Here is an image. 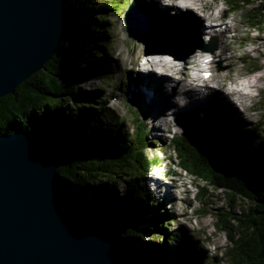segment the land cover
I'll return each instance as SVG.
<instances>
[{"label": "trees", "instance_id": "trees-1", "mask_svg": "<svg viewBox=\"0 0 264 264\" xmlns=\"http://www.w3.org/2000/svg\"><path fill=\"white\" fill-rule=\"evenodd\" d=\"M253 1L256 0H228V7L239 10ZM86 4H89L88 11L85 9ZM69 5L70 35L65 37L60 51L44 66L45 71H39L43 86H35L30 78L18 86L15 94L0 99V134L38 128L62 144L65 154L57 172L60 192L66 196L79 218L116 238L121 235L128 238L119 249L129 263L201 264L200 255H194L192 244L184 243L186 233L182 231L175 234L180 241H177L172 253H166L157 261L143 259V251L147 246L143 245L142 238L148 237L152 231H164L167 213L161 212L157 205L134 209L129 206L134 216L128 218V212L120 211L118 204L126 198L122 195L118 201L114 197L113 186L102 182L106 177L130 171L138 186L137 181L144 180L157 168L161 158L160 154H147L152 142L148 138L146 125L140 122L139 117L136 118L135 136L123 135L113 139L109 133L111 131L99 130L97 127L103 128L101 124L108 115V109L105 106L93 107L92 99L97 97H92L94 93H81L80 82L74 81L75 74L76 77L85 74L84 78H88V72L81 70L85 62H91L99 73L106 72V66L101 61L106 54V35L104 32L96 33L93 28L105 25L104 19L116 3L113 0H69ZM97 10L100 14L93 16ZM87 17H90L89 22L84 21ZM256 21L264 29V14ZM87 47L92 50L91 53L86 52ZM52 68L49 75L47 69ZM65 96L66 103L63 99ZM69 101L74 106L68 105ZM120 124L121 121L116 127ZM192 126L187 125L182 134L171 140L180 166L195 178L204 180L207 185L250 203L243 216L234 217L239 221V236L229 233L233 246L228 254L233 264H264V158L254 156L248 162L254 167L249 171L243 167L241 171L239 158L225 153L217 144L215 134L218 132L212 124L196 117V129L193 130ZM258 131L239 130L236 134L244 139H254L256 144L258 138L264 141V135L260 136ZM236 145L234 153L242 152L243 147ZM160 217L163 218L160 220ZM227 222L221 220L218 225L228 228ZM160 235L152 234L148 243L157 244L155 240ZM160 239L163 240H160L162 248L167 250L165 245L172 241L170 234L165 232Z\"/></svg>", "mask_w": 264, "mask_h": 264}, {"label": "rangeland", "instance_id": "rangeland-1", "mask_svg": "<svg viewBox=\"0 0 264 264\" xmlns=\"http://www.w3.org/2000/svg\"><path fill=\"white\" fill-rule=\"evenodd\" d=\"M113 1L116 3V6L108 12L107 17L104 19L106 22L105 25L102 28H93L94 31H97L96 33L104 32L106 35L104 41L106 54L102 58L106 66V72L99 73L91 62L83 61L85 63H83L84 65L81 70L88 72V78H84L85 74L78 77H76L75 74L74 81L80 82L79 89L81 93H94L92 97H97L96 99H92L93 107L105 106L108 109V115L104 117L103 123L101 124L103 130L97 127L99 130L102 132L111 131L109 133H111L113 139L123 135L126 137L135 136L136 117L140 116V121L146 124L147 133L149 135L148 138L152 142L151 147L147 149V154L149 156L160 154L161 161L157 165L158 168H154V170L146 176L145 181H137L138 186L135 185L136 180L132 179L130 171H124L123 173L112 175V177H106L102 182L109 187L113 186L114 197L118 199L123 195L126 198L122 202L118 199V204L120 211L128 212V218L134 216L133 212H130V210L139 206L145 208L151 207V205L153 207L157 205L161 212L167 213V216L164 218L165 230L157 232L152 231L148 233V237L145 236V238H142L143 245L147 246V249L145 248L143 251L145 253L142 256L143 259L157 261L165 256L166 253H172L175 249V244H177V241H180L175 234L182 231L186 233V240H183L184 243L192 244L191 248L193 249L194 255H200L201 264H233L228 254V251L233 246L229 233L231 232V234L236 237L239 236L237 229L239 221L234 217L243 216L247 209L246 206L250 203L246 202L241 197L226 193L222 189H216L207 185L204 180L195 178L180 166L178 156L171 146V140L175 135L183 133L185 127L182 122L178 124L171 122L170 125L165 128H162V126L160 127V125L154 126V115H150V113L144 114L142 112L143 109H141L139 105L129 103L126 98V92L128 90L130 91L135 83L136 85L138 84V88H140V84H145L138 80L137 72L139 69H143L141 64L145 61V53L149 52L150 54H154L155 52H160V56H151L158 58L165 57L167 59L166 56H163V54H166L165 52H167V50L176 51L173 45L174 42L171 41V38L167 41H159V39L156 38L153 40L151 46L148 47L144 43L129 36L125 22V13L130 3L136 2L151 13L159 14L166 19L176 21L187 18L195 24H198L201 41L195 42L196 47L198 44H201L204 39V26L202 24V21L204 22V19L202 20L203 12L197 9H195L196 11L186 9L178 10L176 6H174V8L170 6L164 10H160V4L157 2V5L155 4V6H153L152 0ZM200 1L206 3V5L208 4V10L213 13L212 21H217L219 15H221L223 11V13H226L225 15L228 16L226 21H224L225 23L235 18V21L239 25L237 31L227 33V38L234 48L235 55L230 56L228 60H223V66H221V68L220 66H218L219 68L216 66L217 71H222L217 77L218 79H216L219 80V84L221 83L220 86L222 85L223 87H221L226 90L228 94V89H226L223 83L231 80V77L235 74L239 73L241 78L247 79L254 75L262 77L261 81H259L261 87L254 90V106L251 109L245 111L242 105H236L234 102L230 101L229 98H233L231 95H229V98H226L217 90V92L214 93V99H212L211 102L206 101V103L208 102L207 108L205 109L206 115H204L202 110H199L195 114L215 127L216 132H218L215 134L217 144L225 153L239 158L238 166L240 170L242 171L243 167H245L244 170L249 171L254 166L252 163L248 162H250L254 156L264 158V141L258 138L259 140L254 144V139H244L236 134V132L247 129H251L254 132L258 129L264 130V29H262V26L256 21L257 19H255L256 17L260 18L262 14H264V0L261 2L256 1V4L249 5L240 11H230L229 13L227 12V0ZM258 4L262 5L258 6ZM88 5L89 4H86L85 8L87 11L89 10ZM174 10L177 12L174 13ZM93 13V16L100 14L99 10ZM86 20L89 22L90 17H87L84 21ZM91 27H93V25ZM231 35L234 37L231 38ZM218 46H220L219 41ZM86 50L87 53L92 52L88 47ZM121 50L123 53L118 54ZM186 50L187 48L180 50L178 54L183 55ZM175 57L179 59V66L175 69L177 70L176 72H179L180 66H183L186 62L187 66L190 65L189 67L195 65L190 63L193 61L190 58L184 61L179 56ZM90 59L93 60L92 57ZM230 66H232L231 69L228 70L227 75H224V69ZM44 68L42 70H44ZM47 71L46 72L50 75L53 68L51 70L47 69ZM124 71L128 72L125 77H123ZM180 71L187 72V76L192 74V71H188V69L187 71L186 69ZM38 73L35 74L37 76L33 75L30 81L32 84H35V86H43L39 78L41 75H38ZM171 74L175 77L180 76V73L171 72ZM254 78L255 77H253L252 80L255 81ZM214 85H217L215 81ZM139 91L140 90H138V93H140ZM80 95L83 96L82 94ZM66 98L67 96L63 98L65 103ZM52 102L55 101L53 100ZM68 105L74 106V103L69 101ZM167 113L165 112V117L167 116L166 118L168 119ZM242 114H245L248 119L245 120L241 116ZM119 121H121V124L116 127ZM195 127V124H193V130ZM113 130H117V132H113ZM88 135H91V133ZM236 144L242 146L243 151L235 154ZM85 149L89 148H83V150ZM150 177H159L161 179L160 182L159 179H157L153 184H150ZM146 181H148V183ZM102 182H99V184ZM134 185L135 188L133 187ZM152 186H158L161 191L164 189H172L175 191L176 196H169L168 199L162 198L160 192L156 193L155 190H151ZM129 206H131L130 210L128 209ZM161 218L163 217L159 219L161 220ZM221 220L228 221V228L218 225ZM165 232L169 233L172 238V241H168L167 245H165L167 250L163 249V244L160 243V236L164 235ZM154 233L161 234L158 240H155L157 244H149L148 241H150L151 235ZM127 239L128 238L123 235L116 238L119 248H121V245L123 247ZM162 241L163 240H161V242Z\"/></svg>", "mask_w": 264, "mask_h": 264}, {"label": "water", "instance_id": "water-1", "mask_svg": "<svg viewBox=\"0 0 264 264\" xmlns=\"http://www.w3.org/2000/svg\"><path fill=\"white\" fill-rule=\"evenodd\" d=\"M185 19H166L133 2L125 21L130 37L148 47L173 38L187 48L186 60L201 47L195 46L201 34ZM70 20L69 0H0V99L53 59L70 35ZM64 154L38 128L0 134V264H131L116 237L79 218L60 192Z\"/></svg>", "mask_w": 264, "mask_h": 264}, {"label": "bare ground", "instance_id": "bare-ground-1", "mask_svg": "<svg viewBox=\"0 0 264 264\" xmlns=\"http://www.w3.org/2000/svg\"><path fill=\"white\" fill-rule=\"evenodd\" d=\"M174 1L175 2H173L172 8H174V6H176L177 9H181V10L186 9V10L196 11L195 9H197L198 11H202L203 12L202 20L204 19V22L202 21V24L204 26V29H203L204 36L203 37L205 38L207 35H209L212 39L213 35H214L217 38V40H219V43H220L219 48H217V50H215L212 53L214 60L210 64V71H211L210 77L211 78L209 79V80H211V82L215 81L217 83V86H215L214 88L207 89L210 86V84L207 81L204 83L199 82L198 84L191 85V87H188V88H186L187 84H184L182 87H179V82L182 81L185 76H187V72H185V71L181 72L180 70L186 69V71H187V69H188V71H189L191 69L192 70L191 73H193L196 76V80H198V81H206L208 77H205V74H204L205 71L201 70L198 67L199 65H201L200 63L202 61L200 59L201 54L198 51L189 57L190 59L193 60V61L190 60L191 61L190 63L195 64L193 67H189L190 65L187 66V64H186L187 62H186L185 63L186 65L184 64L183 66H180L179 72H176L177 70H175V69H177L179 66V62H178L179 59L175 56L182 57V55L178 54V52L181 50V48H180V44L177 41H174V39L170 37L171 41L174 42L173 45H174L176 51L167 50V52H165L166 54H163V56H167V55L172 56L173 55L172 58L175 59L174 62H172L168 58L166 59L165 57L159 58L157 61L154 59L147 60L145 63H143L144 65H146V67L138 70V80L147 84L149 86V88H151L154 91V94H155L153 97H147L146 94L143 95L144 96L143 98L145 99V101H147V99L149 98L150 104H152V109L148 110L146 113H150V115L153 114L154 115L153 116L154 126L160 125V127L162 126V128L168 127L170 125V121L165 117V112H167L165 110H168V108H166V107L169 105V111H171V113L178 110L177 104L174 103L176 100L173 97L172 93H178V91H180L181 89L186 88V89H184V91L190 92L188 100H189V103L191 105V109L202 110L204 115H206L205 109L207 108L206 106L208 103V102L206 103L207 100L205 101V97H208V95H207L208 93L205 94V91L213 92L212 90L216 91V89H217L218 92L222 93V95L224 97H226V98L228 97L227 91L224 90L220 86L221 83L220 84L218 83L219 80H216V79H218L217 77L220 75V72H222V71H217L216 66L217 67L220 66V68H221V66H223V63H222L223 60H228V58H230V56L235 55L234 48L231 46V43L229 42V40L227 38L226 32H235L238 30V27H239L238 23L235 21L236 19L233 18L232 20L229 21V23H226L225 29H221V28L218 29V27L221 25H219V23H216L215 21H212L213 13H211L208 10V6H207L208 4L206 5V3H203L200 0H174ZM157 2L160 4V6H159L160 10H162V9L164 10L167 8V6L162 7L163 3L161 4V0H152L153 6H155V4L157 5ZM185 20H188V19L186 18ZM197 27L199 30V25ZM223 30H225V32ZM233 37L234 36L231 35V38H233ZM169 39H167V40H169ZM167 40H165V41H167ZM234 47H235V44H234ZM122 53H123V51L121 50V51H119L118 54H122ZM159 53L160 52H158V53L155 52L154 54H150V55L160 56ZM118 56H120V55H118ZM233 61H234V59H233ZM215 63H216V65H214ZM151 67L161 68L163 71L161 73H158L154 69L151 72L150 71ZM231 67L232 66L224 69L223 74L227 75L228 70L231 69ZM171 72L180 73V76H177V77L172 76ZM197 72H203V74L197 73ZM253 77H255L254 78L255 81L252 80ZM253 77H250L247 79V82H248L247 86L249 89L247 91H244V92L240 91L241 95L237 99L238 101H240V103L243 106L245 111H247L251 106H254V104H253V101L255 99L254 98L255 97L254 90H257L261 87L259 84V81H261L262 77L261 76L257 77L256 75H254ZM232 78L234 79V81H237L241 77H240V74L237 73ZM170 81H172L173 87L167 88L166 84ZM262 86H263V84H262ZM133 87H134V91L138 92L139 89H137L138 88L137 85L134 84ZM214 93H216V92H214ZM241 116L245 120L248 119V117L245 116V114H242ZM248 152H249V150H248ZM152 179H153L152 182L157 181V179H159V182H160L161 178H159V177L155 178L154 177ZM152 189L155 190L156 193L160 192V194H161L160 196H162V198L168 199L169 196L170 197L176 196L175 191H173L172 189H168V190L164 189L163 191H161L158 186L157 187L152 186L151 190ZM171 199H173V198H171Z\"/></svg>", "mask_w": 264, "mask_h": 264}]
</instances>
